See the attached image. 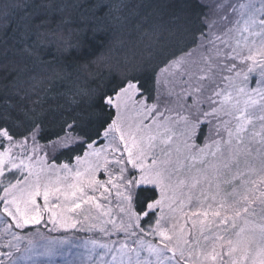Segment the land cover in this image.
<instances>
[{"label": "snow or ice", "instance_id": "obj_1", "mask_svg": "<svg viewBox=\"0 0 264 264\" xmlns=\"http://www.w3.org/2000/svg\"><path fill=\"white\" fill-rule=\"evenodd\" d=\"M200 7L150 77L124 75L55 131L35 109L0 115V264L66 243L77 264H264V0Z\"/></svg>", "mask_w": 264, "mask_h": 264}, {"label": "trees", "instance_id": "obj_2", "mask_svg": "<svg viewBox=\"0 0 264 264\" xmlns=\"http://www.w3.org/2000/svg\"><path fill=\"white\" fill-rule=\"evenodd\" d=\"M6 2L17 7L7 19L0 15V115L35 109L54 131L124 75L150 77L209 11L201 0Z\"/></svg>", "mask_w": 264, "mask_h": 264}, {"label": "rangeland", "instance_id": "obj_3", "mask_svg": "<svg viewBox=\"0 0 264 264\" xmlns=\"http://www.w3.org/2000/svg\"><path fill=\"white\" fill-rule=\"evenodd\" d=\"M203 3H206V5H214L215 3H217V0H201ZM50 227V226H49ZM36 228L41 232L44 233L45 235H47L49 237V239H53V238H65L68 237V239L71 241L72 239V235L70 232H65L62 234V232H51L48 233L46 231L45 228H43L42 226H36ZM31 231L33 230H29V234H31ZM76 238H87L85 236L84 233H80L77 232L76 233ZM34 240L37 243H44L43 240H40L38 237H35ZM27 241L24 242V244H26ZM24 244L21 245V247H24ZM71 246V251L73 254H65V255H57V256H53V257H45V256H36L35 260L37 261V264H40L41 261H46V260H51V261H55L56 264H65V262H67V264H77V262H79L80 260L84 259V257H82L81 255H79V253L85 252V249L83 248H79L75 245H70L69 243H66L64 245L61 246L62 250H67L69 249V247ZM18 255V253H17Z\"/></svg>", "mask_w": 264, "mask_h": 264}]
</instances>
